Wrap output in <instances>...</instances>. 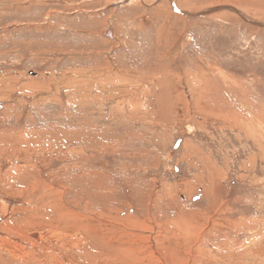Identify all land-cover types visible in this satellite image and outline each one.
<instances>
[{
	"label": "rangeland",
	"instance_id": "rangeland-1",
	"mask_svg": "<svg viewBox=\"0 0 264 264\" xmlns=\"http://www.w3.org/2000/svg\"><path fill=\"white\" fill-rule=\"evenodd\" d=\"M91 226L121 264H264V0H0V264Z\"/></svg>",
	"mask_w": 264,
	"mask_h": 264
},
{
	"label": "bare ground",
	"instance_id": "bare-ground-1",
	"mask_svg": "<svg viewBox=\"0 0 264 264\" xmlns=\"http://www.w3.org/2000/svg\"><path fill=\"white\" fill-rule=\"evenodd\" d=\"M75 229L74 231L76 234L78 232V229L76 230ZM88 231H89V235L92 237L93 236L101 237L102 245H98L99 242L92 240V242L96 245L91 244V247H89L88 245L83 246V242L79 238L76 237L75 240L72 243H70L69 246H67L68 240L71 239L72 241V237L71 236L70 237L61 236L60 234H57V235L55 234L56 236H54L55 237L54 243L52 242L47 243V239L43 233H36V237H37L36 240L39 243H43V244L47 243L45 246L48 248H52V247L56 248L57 249V250L55 249V251L57 252L56 256L59 257L61 260H63L61 262H69V264H87L88 262L86 261L81 262L79 259L80 257L82 258L84 256L87 257L89 262H92L93 264H97L98 261H103V262L105 261L106 264H121L116 259L109 261L110 257L114 255L116 257L122 256V257L128 258L131 252L135 253V251H137L136 250L137 246H133L134 242L130 236H129L130 239L125 240V238L123 237L119 238L116 235L117 232H123V234H125V232L122 231L121 229L116 230V231L115 229L111 230V234L108 233V235L103 234L101 230L99 231V229L95 226L94 227L91 226L90 228H88ZM79 247H81L82 250L84 248V251H83L84 253L82 254L81 252H79L81 254L77 255L76 257L72 256V254L76 253L74 252V248L78 250ZM58 260L59 259H57L56 261Z\"/></svg>",
	"mask_w": 264,
	"mask_h": 264
}]
</instances>
